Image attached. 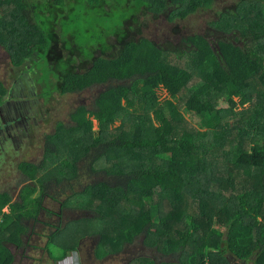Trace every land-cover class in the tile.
Returning <instances> with one entry per match:
<instances>
[{"label":"trees","instance_id":"obj_1","mask_svg":"<svg viewBox=\"0 0 264 264\" xmlns=\"http://www.w3.org/2000/svg\"><path fill=\"white\" fill-rule=\"evenodd\" d=\"M221 1L0 0V45L15 69L48 59L53 95L103 87L92 108L57 123L44 163L20 164L19 200L0 191V264L59 185L71 190L64 209L107 224L100 245L137 248L142 237L144 257L129 264H264V0ZM206 13V29L184 33ZM159 21L172 25L161 43L146 36ZM9 90L0 80V105ZM217 99L229 106L216 110ZM81 171L95 179L76 192ZM12 226L16 237H3Z\"/></svg>","mask_w":264,"mask_h":264},{"label":"rangeland","instance_id":"obj_2","mask_svg":"<svg viewBox=\"0 0 264 264\" xmlns=\"http://www.w3.org/2000/svg\"><path fill=\"white\" fill-rule=\"evenodd\" d=\"M234 0H222L220 3V8L229 6L232 4ZM209 13V12H208ZM208 13L203 15L192 16L188 17L183 22V31L184 33L188 32L189 34L193 32H200L203 29H206V24L209 19ZM172 28V25H168L167 23L163 21H159L153 26L149 28V30L146 32V36L151 39L155 40L158 43H161L166 38H169V32ZM65 66L60 69V71L65 70ZM15 69V68H14ZM32 71H28L26 73L30 74V85L32 86V89L35 92V95L32 97L37 102V107L34 109L35 115H36V126H33L31 129V134L33 138L32 150L31 154L28 155L25 152H10L9 149H13L11 145H7L8 148V156L6 155H0V190L1 191H7L5 189V186H7L8 191H14L12 193L13 197H16L17 200H19V187L20 184L17 186V182H20L22 180L23 185L27 183L26 181V175L20 171L19 166L24 162V159L27 157L29 159L28 164L36 165L41 162L44 163L45 159L44 157V142L45 137L47 135H51L55 131L56 124L58 122H63L66 125L71 124V120L69 118V115L72 111H74L78 106L85 105L88 108H92L94 99L97 97L98 92H100L103 87L94 86L91 88H87L82 92L79 93H70L66 95H59L54 92H57V78L55 75H57L56 67H54L48 59L43 60L41 63L35 62L31 64ZM19 69H15V72L13 70V66L10 64V58L8 54L4 51L3 46L0 45V80L3 82V84L9 88L11 86V83L13 81L14 73H17ZM24 72V69L21 68V72L19 73V76ZM17 77V78H18ZM160 97L162 99L168 98L165 90L162 88L159 91ZM53 95V96H52ZM33 100V99H32ZM214 107L216 110H221L224 108H227L229 105L224 99H217L213 102ZM52 106L53 109L49 110L46 107ZM184 118L187 121L189 120V115L183 113ZM191 123H194L196 119H191ZM94 129H97V123L94 122ZM18 155L21 160L20 162H17V170L14 171L16 161L14 159V156ZM22 161V162H21ZM83 163L81 162L79 164V168L81 169ZM12 171V176H17V178H14L12 176H8ZM83 171L80 172V180L78 183H73V190H76V192H80L82 188L86 184H91V179H95L94 174L90 173L89 177L86 176L82 178ZM10 180H12L14 183L9 184ZM86 181V182H85ZM83 182V183H82ZM71 183V182H70ZM9 184V185H8ZM72 184V183H71ZM17 186V187H16ZM16 189L14 190V188ZM55 188V185L53 184V187ZM63 189V186L59 185V188H55L54 191L50 192L51 195L56 196V202L52 201L50 195H47L48 197H44L42 200V206H49L51 207L50 203H61L67 200V197L71 193V190L64 187V192H60V190ZM227 195H230V192L226 193ZM37 195V194H36ZM50 197V198H49ZM60 201L58 202V200ZM15 200V198H14ZM54 205V204H53ZM4 211H8V207L4 209ZM70 211V210H68ZM92 213H87L85 211H79L73 213L65 212L63 218L66 220H69L67 222V232L62 233L58 237H56L53 241H49L47 244V250L54 254L59 253H67L68 256H71V253H73L72 248L73 247H79L80 250L85 251L87 247V241H89V238L93 239L96 242V249L95 253L97 255L101 254L102 258L104 255L108 252L109 254L114 253H122L123 251H126L128 246L131 244L124 243L121 240H117L115 242H110L111 248L105 243L104 245H100V234L99 231L107 227V224L101 225L98 220H95L92 216L96 215L95 211H91ZM92 217L91 220H87L89 218H85L86 220L80 221V217ZM78 220H73L77 219ZM221 223L222 221H216L215 226L219 229H221ZM176 226L175 224H172V227ZM8 230V231H7ZM4 233L3 237L8 238L10 236H15L11 234L14 231V227H9ZM37 233L41 234H50L52 230H48L46 233H44V230L37 226L36 228ZM30 232V225L27 226V230L24 236H22V239H25V235H27ZM16 237V236H15ZM113 240V239H111ZM142 241V237L139 236L136 239V243L140 244ZM8 246H12L11 250L15 251H24L22 254L18 252L16 256V261L14 264H32V260L27 258L26 253H30L27 250L29 246L25 247H17L15 245L9 244ZM134 247V245H131ZM145 250V247H143ZM112 251V252H111ZM86 252V251H85ZM127 253H131V250H127ZM133 256L129 255L127 259L122 260H114L115 264H125L127 261L132 260ZM40 262L44 263V260L41 259ZM160 264L158 262H153L150 260V264ZM249 264H254V261H250Z\"/></svg>","mask_w":264,"mask_h":264},{"label":"crops","instance_id":"obj_3","mask_svg":"<svg viewBox=\"0 0 264 264\" xmlns=\"http://www.w3.org/2000/svg\"><path fill=\"white\" fill-rule=\"evenodd\" d=\"M13 183L14 182L10 180L9 184ZM50 205V208H45L40 211L37 220L28 219L27 223L24 222L26 229L27 226L30 225V232L25 235V239H22V245L18 246V248L29 246L27 250L31 251H29L30 253H26V257L32 260V264H115L114 260H117V262L120 260L122 262V260L127 259L129 255L134 258L137 253H140V257H144L143 252L145 250L142 246L143 242H140L137 248L131 245L128 246L127 250H131V253H127L126 250L122 253L108 254L106 256L104 255L103 258H98L99 255L95 253L96 242L91 238L87 241L86 252L80 250L79 247H73L71 256H68L65 250L64 253L53 255V253L47 250V244L50 240L53 241L62 233L67 232L66 227L68 226L67 222L69 220L63 218L64 213L68 212L74 214L75 212H79V210L68 211L69 209L63 208L64 205L62 203H50ZM81 218L82 217H80V219ZM73 220H78V218ZM37 226H40L44 230V233L48 230H52V232L50 234H41L42 231L41 233H37ZM109 248H111L110 245ZM21 252L23 253L24 251ZM41 259L44 260V263L40 262ZM151 260L153 259L151 258ZM129 263L130 260L125 264Z\"/></svg>","mask_w":264,"mask_h":264},{"label":"flooded vegetation","instance_id":"obj_4","mask_svg":"<svg viewBox=\"0 0 264 264\" xmlns=\"http://www.w3.org/2000/svg\"><path fill=\"white\" fill-rule=\"evenodd\" d=\"M13 70L15 72L14 67ZM20 72L21 70H18L17 73H14L13 81L11 83V86L9 87V93L5 98L4 103L0 105V155L8 156V150L10 152L16 153L25 152L26 154L30 155L32 150L31 143L33 142V138L30 128L32 127L33 129V126H36V115L34 109L38 104L35 99L32 98L35 95V92L30 85V74L23 72L20 77H18ZM7 145H11L13 149H9ZM6 147L8 148V150L6 149ZM14 159L16 161L14 171L17 170L18 172L17 162H20L21 158L18 155H15ZM24 162L29 163V159L26 157L24 159ZM39 164H41V162ZM14 171H12L8 176H12ZM12 177L17 178V176ZM19 184L20 193L21 189L24 187L22 180L20 182H17V186ZM26 184H28V182ZM64 185L69 186L71 185V183L65 182ZM16 187L14 188V190L16 189ZM5 189L8 191L7 186H5ZM8 192L13 193L14 191ZM45 197L48 196L46 195ZM52 201L56 202L55 199H53ZM12 203H14V201ZM43 207L50 208L49 206ZM3 212L10 213L9 207L8 211L3 210ZM27 220L28 219L24 220V222L27 223ZM9 244L15 246L17 245L15 243H8L6 245L12 254L13 261L11 264H14L18 252L15 250H11L12 246H8ZM20 253L22 254L21 251ZM234 264L239 263L235 262Z\"/></svg>","mask_w":264,"mask_h":264},{"label":"clouds","instance_id":"obj_5","mask_svg":"<svg viewBox=\"0 0 264 264\" xmlns=\"http://www.w3.org/2000/svg\"><path fill=\"white\" fill-rule=\"evenodd\" d=\"M56 127H57V124H56ZM56 127H55V129H56ZM55 132V131H54ZM54 134V133H53ZM52 135V134H51ZM48 136V135H47ZM47 136L45 137V142H44V150H45V146H46V138H47ZM44 152V151H43ZM25 186V185H24ZM23 189V188H22ZM21 189V190H22ZM1 191V190H0ZM1 192H3V191H1ZM4 192H8V191H4ZM8 193H10V192H8ZM20 193H21V191H20ZM20 193H19V198H20ZM11 195H12V193H10ZM13 196V195H12ZM14 198H15V200H14ZM56 200V199H55ZM16 202V201H18V200H16V197H13L12 198V202ZM60 201V199L58 200V202ZM61 203H63V202H61ZM45 208L43 207V209L42 210H44ZM209 263L210 264V262L209 261H206V263Z\"/></svg>","mask_w":264,"mask_h":264},{"label":"built area","instance_id":"obj_6","mask_svg":"<svg viewBox=\"0 0 264 264\" xmlns=\"http://www.w3.org/2000/svg\"><path fill=\"white\" fill-rule=\"evenodd\" d=\"M206 264H209L208 262Z\"/></svg>","mask_w":264,"mask_h":264}]
</instances>
